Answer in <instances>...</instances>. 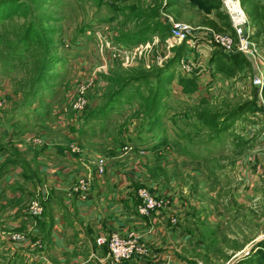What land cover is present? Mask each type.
<instances>
[{"label": "rangeland", "instance_id": "rangeland-1", "mask_svg": "<svg viewBox=\"0 0 264 264\" xmlns=\"http://www.w3.org/2000/svg\"><path fill=\"white\" fill-rule=\"evenodd\" d=\"M239 1L256 26L252 41L262 46L264 0ZM2 2L10 8L0 16V147L12 151L6 136L19 134L6 129L15 121L26 137H59L92 151L96 166L103 158L104 168L139 173L133 190L146 187L163 202L149 228L177 246L187 264H234L256 245L264 250V63L241 53L228 77L210 63L223 54L220 46L198 53L170 31L179 22L208 27L209 18L233 38L221 0ZM186 54L199 86L187 94L177 81ZM257 63L261 90L253 82ZM239 107L238 117H228ZM70 117L87 119L80 137ZM7 226L0 220V264H32ZM101 248L104 264H116ZM90 251L80 259L90 254L97 264Z\"/></svg>", "mask_w": 264, "mask_h": 264}, {"label": "crops", "instance_id": "crops-1", "mask_svg": "<svg viewBox=\"0 0 264 264\" xmlns=\"http://www.w3.org/2000/svg\"><path fill=\"white\" fill-rule=\"evenodd\" d=\"M251 25L255 30L256 26ZM257 47L258 61L263 62L264 44ZM84 120L87 121L86 118L69 121L76 137L83 135L80 126ZM10 122L8 134L16 124ZM14 133L19 135L6 136L13 156L6 150L0 155V165L7 162L0 178V220H5L8 228L16 229L23 236L20 242L12 244L24 248L32 264H92L90 254L83 257L86 261L80 259L81 251L89 246L90 253H96L97 264H104L103 248L95 244V238L111 232L125 235L129 231L135 232L148 249L146 256L132 259L129 264H187V257L177 253V246L168 243L159 231L149 228V224L157 225L158 221L150 222L152 217L137 214V192L133 190L136 182L133 181L139 173L133 171L130 176L106 164L104 172L99 174L97 155L88 149L68 146V140L60 141L51 135H40V142H34L32 137H26L28 132ZM12 138H15L13 142ZM83 138L88 140L89 136ZM11 159L16 161L10 162ZM78 178L87 180V192L80 194L74 190ZM32 200L41 204L40 216L28 214ZM32 243L37 246L34 252L30 251L34 247ZM256 246L241 259L251 256L255 264H264V259L262 263L259 259L262 247Z\"/></svg>", "mask_w": 264, "mask_h": 264}, {"label": "built area", "instance_id": "built-area-1", "mask_svg": "<svg viewBox=\"0 0 264 264\" xmlns=\"http://www.w3.org/2000/svg\"><path fill=\"white\" fill-rule=\"evenodd\" d=\"M221 3L233 28V38L228 35L221 34L218 31H214L209 27L197 29L182 22L172 24L170 28L172 38L179 42L186 41L189 48L195 47L198 53H201L203 50L201 46L215 44L220 46L224 54L229 55L239 52L248 56L249 59H254L256 62L258 59V47L252 41L254 28L250 23V19L243 10L240 1L221 0ZM180 64L183 67V75L196 77V73L193 74L195 66L191 64L189 55H184L183 58H181ZM255 68L257 71L254 74L253 82L257 84L261 90L263 86V71L261 70L259 63L256 64ZM33 141L40 142V138H33ZM96 167L97 172L102 174L104 171L103 158L98 159ZM73 188L80 194L85 193L88 191V182L86 179L78 178L77 183ZM137 197L138 203L136 210L138 215L141 217L148 218L151 214L160 213V209H163L162 200L146 187L138 189ZM42 211L43 208L38 200H32L28 207V214L32 217H36L39 216ZM168 219L173 221V223H177L179 221L173 215H169ZM15 237H18L20 240L23 238L20 233H17ZM96 244L100 247L105 245L109 255L116 264L123 261L130 262L132 259L142 258L148 251L145 245L139 240V237L132 233L127 235H121L116 232L102 234L96 237Z\"/></svg>", "mask_w": 264, "mask_h": 264}, {"label": "trees", "instance_id": "trees-1", "mask_svg": "<svg viewBox=\"0 0 264 264\" xmlns=\"http://www.w3.org/2000/svg\"><path fill=\"white\" fill-rule=\"evenodd\" d=\"M4 0H0V16H6L8 14V11L6 12V10H8L10 8V6H8L7 4H5L6 2H2ZM204 25L208 26L209 28L213 29L214 31H223V27L222 25H219L215 20L213 19H209L206 18L204 20ZM239 57H243L241 53H233V54H221V53H215L212 55L211 59H210V63H212L213 68H215L218 71H221L222 73H224L225 75L232 76L233 72L235 71V67H237V62L240 60ZM245 58V57H243ZM242 58V59H243ZM174 62L173 60H171L169 63ZM168 63V64H169ZM172 76L169 77L168 81H171ZM178 81V85L181 88V92L182 93H194L198 88V83L197 80L194 77H185V76H179L177 78ZM119 93V92H118ZM110 107V106H108ZM242 111V108L239 107L238 109H233L231 110V112L229 113L230 118H236L238 117V113ZM90 115V114H89ZM17 128L18 130L20 128H18V124H14L13 126V130ZM209 128V126H208ZM17 130H14V132ZM4 150L8 151L10 153V155L13 156V151L11 152L10 150H8L6 147H0V152H3ZM16 161V159H11L10 162H14ZM7 165V162L3 163L0 165V173L2 174L4 172L5 166ZM260 255V262H263L264 259V250L260 251L259 253ZM263 257V259L261 258ZM247 258V257H246ZM246 258L242 259L241 261L234 263V264H243L246 260Z\"/></svg>", "mask_w": 264, "mask_h": 264}]
</instances>
